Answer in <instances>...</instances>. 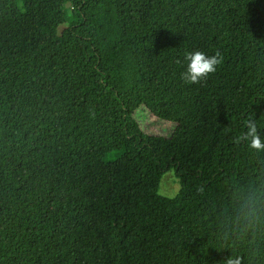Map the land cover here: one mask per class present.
Returning a JSON list of instances; mask_svg holds the SVG:
<instances>
[{"label":"trees","instance_id":"1","mask_svg":"<svg viewBox=\"0 0 264 264\" xmlns=\"http://www.w3.org/2000/svg\"><path fill=\"white\" fill-rule=\"evenodd\" d=\"M20 2L0 11V264H264V226L236 222L264 206V151L234 143L248 118L264 141V0ZM195 50L223 61L190 84Z\"/></svg>","mask_w":264,"mask_h":264},{"label":"clouds","instance_id":"2","mask_svg":"<svg viewBox=\"0 0 264 264\" xmlns=\"http://www.w3.org/2000/svg\"><path fill=\"white\" fill-rule=\"evenodd\" d=\"M187 62L186 70L181 74V78L190 84H199L205 80L209 74L217 70V66L223 61V56L219 50L208 55L204 51L195 50L184 54ZM246 131L234 138V143L247 142L249 147L256 151H264V141L258 131L255 119L248 118L245 122ZM236 222L239 227L246 231H256L258 226H264V206L258 198L249 199L243 210L238 212ZM225 264H242V258L236 256L226 259Z\"/></svg>","mask_w":264,"mask_h":264},{"label":"rangeland","instance_id":"3","mask_svg":"<svg viewBox=\"0 0 264 264\" xmlns=\"http://www.w3.org/2000/svg\"><path fill=\"white\" fill-rule=\"evenodd\" d=\"M21 6L20 0H0L1 12L16 13ZM65 16L66 14L61 12L54 17V20L57 23H60L64 20ZM136 115L144 133H154L155 135H163L166 137L171 135L173 129V125L171 123L157 120L150 114L146 115L143 108L138 109ZM108 159L112 161V166L114 168L120 167L123 163L122 157L118 153L111 154ZM179 189L180 183L175 174V170L172 168L165 171L159 183L158 194L164 197L173 198L177 195Z\"/></svg>","mask_w":264,"mask_h":264}]
</instances>
